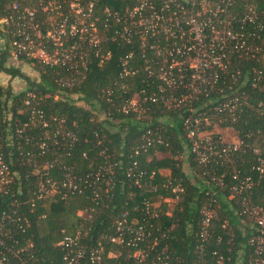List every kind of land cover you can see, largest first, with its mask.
<instances>
[{
    "label": "trees",
    "instance_id": "16d2710c",
    "mask_svg": "<svg viewBox=\"0 0 264 264\" xmlns=\"http://www.w3.org/2000/svg\"><path fill=\"white\" fill-rule=\"evenodd\" d=\"M35 1L0 0V73L24 82L23 89L14 90L0 80V146L5 153H12L10 169L14 172L11 186L0 192V221L5 230L0 251L6 264H21L22 260L64 264V250L56 245L62 229L80 233L79 241L86 249L79 264H217L218 256L224 264H248L254 225L250 217L239 213L238 202L247 197L252 204L264 207V72H258L264 56L233 52L222 79L207 94L202 92L192 99L193 108L212 111L213 120L230 127L241 141L227 160L203 165L191 152V141L183 128L190 104H163L156 89L159 82L141 68L133 76L119 77L125 55L137 53L136 42L118 44L104 39L102 46L109 56L99 63L89 54L86 68L69 86L58 83L61 77H73L64 66L20 59L32 64L37 75L30 77L19 67L6 64L8 35L4 29L11 5ZM119 1L97 0L100 6L115 7ZM245 5L254 7L264 22V0H237L233 11L241 12ZM109 33L110 29L106 36ZM258 35L256 41L264 46V28ZM134 57L139 66L141 59ZM153 92L156 100L151 99ZM165 92L167 89L160 94ZM136 96L140 112L123 111L121 106ZM235 97V116L227 110L215 114V106ZM26 100L30 104H25ZM32 105L42 110L48 127L22 126ZM53 117L63 120L61 126L57 127ZM21 127L22 132L15 133ZM26 136L30 137L27 142ZM148 139L151 143L145 149L140 147ZM39 140L47 143L41 155ZM17 144L22 150H31L39 169L16 158ZM258 157L262 159L261 169H257ZM46 161L52 165L42 169ZM133 161L135 176L128 175ZM67 173L73 175L77 190L61 186ZM235 173L238 178L250 176L252 183L229 198L231 186L238 181L233 178ZM47 176L59 185L54 193L39 198L37 182ZM212 176H221L224 185L217 186ZM96 193L97 200L93 198ZM164 197L174 201L169 204ZM156 201L158 205H153ZM207 202H213L217 216L208 226L207 238L202 239L201 209ZM119 220L125 225L132 220L143 225L145 240L137 246L110 241L108 236L115 234ZM99 244L101 260L91 262L89 251ZM138 246L145 253L140 261L131 255ZM109 252L114 255L109 256Z\"/></svg>",
    "mask_w": 264,
    "mask_h": 264
},
{
    "label": "built area",
    "instance_id": "2783aa9c",
    "mask_svg": "<svg viewBox=\"0 0 264 264\" xmlns=\"http://www.w3.org/2000/svg\"><path fill=\"white\" fill-rule=\"evenodd\" d=\"M236 1L120 0L118 7L110 4L100 6L97 0H36L33 4L26 5L13 3L11 12L6 16L4 29L8 35V56L18 61L31 59L44 65L64 66L73 77H61L58 83L69 86L74 76L86 68L89 54L96 57L99 63L109 56L110 52L104 50L102 46L104 39L109 38L118 44L136 42L137 53L129 52L122 59L119 77L133 76L141 68L151 80L159 82L156 89L163 104L176 106L189 103L190 113L184 119L183 128L186 136L190 138V148L195 159L203 165L223 162L240 148L241 141L237 136L235 141H226L219 132L210 130L209 123L214 116L212 111L195 109L191 103L197 94L202 92L207 94L227 73L229 58L233 52H238L239 55L264 56V46L256 41L259 38L258 31L264 28V22L250 5H245L241 12L233 11ZM249 24L251 28L246 29V25ZM109 29L110 33L106 36ZM135 55L141 59L139 66ZM262 70L264 72V63L258 72ZM165 89L168 92L160 94ZM175 91H178V94H175ZM150 96L152 100L157 99L156 92ZM235 101L237 97L220 102L214 108L215 114L227 110L230 115L235 116L237 105ZM25 104H30V101L26 100ZM140 104L137 96L132 97L121 106V109L125 112L139 113ZM53 119L56 120L57 127L61 126L62 119L56 117ZM28 125L49 126L42 110L35 105L30 107L27 120L22 126ZM23 127L16 128L15 133L22 132ZM57 133L58 131L53 135ZM7 139L11 140L10 133ZM29 140L30 137L26 136L25 141ZM150 143L151 140L148 139L146 144L140 147L145 149ZM46 147V141L39 140L38 154H43ZM15 148L17 159L33 165L34 168L39 166L31 150H22L18 144ZM138 149L139 146L135 148V153H138ZM253 152L257 153L258 148H253ZM11 154L5 153L0 146V192H6L14 181V172L10 169ZM257 161V169H261L262 159L258 157ZM51 165L52 162L46 161L41 167L46 169ZM131 165L128 175L135 176L133 167L136 166V161ZM140 175L141 171L138 172V176ZM97 178L95 175L94 179ZM233 178L238 181L231 186L232 194L229 198L247 190L252 183L250 176L238 178V174L235 173ZM211 180L217 186L224 185L221 176H212ZM136 182L138 183V180ZM58 185L55 180L45 177L37 182V197H46L54 193ZM61 186L71 191L78 189L71 173L65 175ZM176 189L181 190L179 187L174 188ZM98 197L96 193L93 198L97 200ZM238 203L239 213L250 217L254 225V232L249 238L251 254L248 264H264V207L252 204L247 197H241ZM201 213V237L206 239L209 233L208 226L217 216L213 202H207ZM4 215L9 217L8 214ZM115 224V234L108 236L112 242L124 246H137L146 238L145 227L137 224L136 220L130 221L129 225H125L122 220ZM61 233L62 236L56 245L64 250V264H79L86 249L79 241V231L70 234L62 229ZM3 234L5 230L0 221V245H3ZM125 236L129 237L126 239ZM101 251L100 244L91 248L90 261L99 262ZM108 255L114 254L109 252ZM131 255L139 261L145 257L139 246ZM0 264H6L2 251ZM21 264L33 263L22 260ZM217 264H224L222 256H218Z\"/></svg>",
    "mask_w": 264,
    "mask_h": 264
},
{
    "label": "rangeland",
    "instance_id": "374dc122",
    "mask_svg": "<svg viewBox=\"0 0 264 264\" xmlns=\"http://www.w3.org/2000/svg\"><path fill=\"white\" fill-rule=\"evenodd\" d=\"M2 45H3V40L0 38V48H2ZM6 59H7L6 64L15 65V66L19 67L24 74H26L30 77H36L37 74L33 71L32 67H31L32 64L24 63V62L18 61V60H13L8 55L6 56ZM15 79L17 81L16 84L17 83L19 84V86H16V87H20L22 85L23 80H21L18 77ZM0 80H2V78ZM209 125H210L209 126L210 130L215 131V132H219L226 141H235L236 135L230 127L221 126L220 122L217 119L212 120L211 123H209ZM185 155H182V157H185ZM184 165L187 167L186 162H184ZM163 200L168 201L169 204L174 201L173 199L168 198V197H166V198L164 197ZM158 202L159 201H156L155 204L158 205Z\"/></svg>",
    "mask_w": 264,
    "mask_h": 264
},
{
    "label": "crops",
    "instance_id": "0c3cea01",
    "mask_svg": "<svg viewBox=\"0 0 264 264\" xmlns=\"http://www.w3.org/2000/svg\"><path fill=\"white\" fill-rule=\"evenodd\" d=\"M0 74H1L0 77L2 78L1 83L3 85H6L7 83H9L13 87L14 90H20L24 88V82H22V85L20 87H16V86H19L18 83L16 84L17 81L15 78L17 77L11 78L9 74H4V73H0ZM164 172H167V170H164Z\"/></svg>",
    "mask_w": 264,
    "mask_h": 264
}]
</instances>
